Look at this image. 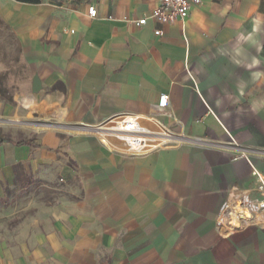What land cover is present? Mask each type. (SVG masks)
Wrapping results in <instances>:
<instances>
[{"label":"crops","instance_id":"0c3cea01","mask_svg":"<svg viewBox=\"0 0 264 264\" xmlns=\"http://www.w3.org/2000/svg\"><path fill=\"white\" fill-rule=\"evenodd\" d=\"M157 6L0 0L31 80L0 115L37 125L0 138V200L40 193L0 232V264H264V215L217 227L229 192L256 197L254 170L264 175V0H203L184 22L136 26ZM122 114L197 141L129 157L86 129ZM243 152L250 162L234 160Z\"/></svg>","mask_w":264,"mask_h":264},{"label":"built area","instance_id":"2783aa9c","mask_svg":"<svg viewBox=\"0 0 264 264\" xmlns=\"http://www.w3.org/2000/svg\"><path fill=\"white\" fill-rule=\"evenodd\" d=\"M158 6L152 13L136 23V26L143 27L149 20L161 25H171L177 21L184 22L190 16L191 9L200 6L203 0H157ZM88 15L95 19L98 16V10L95 5L88 8ZM157 36L162 35L161 31H156ZM169 104V96L161 95L158 107L166 109ZM159 132H155L143 125L138 116L132 114H122L104 123L86 127L88 131L96 135L101 144L114 149L111 138H115L126 145L125 153L129 157H140L152 152L164 149L169 146H181L192 140L183 134L176 133L169 129L160 121H153ZM264 155V152H262ZM237 160H247L250 158L246 152L238 154ZM257 184L254 191L258 194L256 197L251 195V191H240L233 188L224 200L219 216L217 218V227L225 225L230 226L233 231H238L243 226L256 223L264 215V175L254 170Z\"/></svg>","mask_w":264,"mask_h":264},{"label":"rangeland","instance_id":"374dc122","mask_svg":"<svg viewBox=\"0 0 264 264\" xmlns=\"http://www.w3.org/2000/svg\"><path fill=\"white\" fill-rule=\"evenodd\" d=\"M19 1L25 4H43L50 6L53 0ZM30 82L28 64L23 58V51L16 35L12 29L5 28L3 24L0 25V95L4 91L7 97H12V101H9L8 98H0V103L9 105L15 109L17 106L15 102L16 97L28 91V84ZM49 126L56 127L55 125ZM36 127L37 125L32 118L22 120L18 119L16 115L8 118L0 115V138L21 140L26 138L23 136L24 130L31 133ZM150 130L159 132V129L156 127ZM112 141H118L124 144V142L115 138H111L110 142L112 143ZM38 192L37 187L34 188L32 186L26 189L23 187L6 189V198L0 200V232L6 233L8 229L13 230L26 219L27 215H32L31 211L35 209L33 201L35 198L40 197V193ZM44 198H48V193L44 195ZM45 204H47V201H45ZM25 211H30V214H25Z\"/></svg>","mask_w":264,"mask_h":264},{"label":"water","instance_id":"95a60500","mask_svg":"<svg viewBox=\"0 0 264 264\" xmlns=\"http://www.w3.org/2000/svg\"><path fill=\"white\" fill-rule=\"evenodd\" d=\"M41 89V85L38 79H35L34 85H33V92L38 93Z\"/></svg>","mask_w":264,"mask_h":264},{"label":"trees","instance_id":"16d2710c","mask_svg":"<svg viewBox=\"0 0 264 264\" xmlns=\"http://www.w3.org/2000/svg\"><path fill=\"white\" fill-rule=\"evenodd\" d=\"M2 24H3V26H5V28L9 29V27L6 26V25H4V23L0 20V25H2ZM3 94H4V95H3ZM3 94L0 95V98H8L9 101H12V97H7L6 92L3 91ZM22 144H25V143H20L19 145H22Z\"/></svg>","mask_w":264,"mask_h":264},{"label":"clouds","instance_id":"9594fccd","mask_svg":"<svg viewBox=\"0 0 264 264\" xmlns=\"http://www.w3.org/2000/svg\"><path fill=\"white\" fill-rule=\"evenodd\" d=\"M249 67H251V65H250ZM255 75H256V77L258 78L261 74H260V73H257V74H255Z\"/></svg>","mask_w":264,"mask_h":264},{"label":"bare ground","instance_id":"6f19581e","mask_svg":"<svg viewBox=\"0 0 264 264\" xmlns=\"http://www.w3.org/2000/svg\"><path fill=\"white\" fill-rule=\"evenodd\" d=\"M125 148V147H124Z\"/></svg>","mask_w":264,"mask_h":264}]
</instances>
